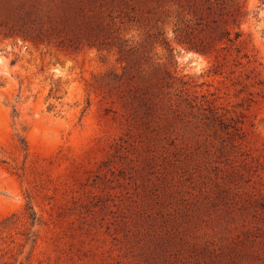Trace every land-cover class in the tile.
<instances>
[{"label":"rangeland","instance_id":"1","mask_svg":"<svg viewBox=\"0 0 264 264\" xmlns=\"http://www.w3.org/2000/svg\"><path fill=\"white\" fill-rule=\"evenodd\" d=\"M197 1L0 0V264H251L264 0Z\"/></svg>","mask_w":264,"mask_h":264},{"label":"trees","instance_id":"2","mask_svg":"<svg viewBox=\"0 0 264 264\" xmlns=\"http://www.w3.org/2000/svg\"><path fill=\"white\" fill-rule=\"evenodd\" d=\"M190 2H192V4L189 11H197L199 9L198 1L190 0ZM218 10L224 12V7L219 6ZM191 31L192 29L189 25H178L175 33L178 40L182 41L186 37L188 42L185 43L190 46V49H194L197 52H205L208 44H203L202 42L197 46L194 39L189 36ZM224 33L229 34L227 30H225ZM235 36L239 37V34H236ZM163 44L167 45V42L163 41ZM246 197V202L243 204V210L250 214L252 220L248 223V227L242 233L244 238L242 240L243 243H241V252H246L249 258L252 259L251 264H264V197L257 199L253 194H249ZM248 249L249 252H247Z\"/></svg>","mask_w":264,"mask_h":264}]
</instances>
